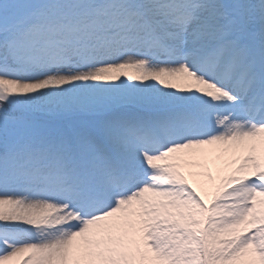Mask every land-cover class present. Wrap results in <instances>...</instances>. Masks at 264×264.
<instances>
[{"label": "snow or ice", "instance_id": "6c2138e0", "mask_svg": "<svg viewBox=\"0 0 264 264\" xmlns=\"http://www.w3.org/2000/svg\"><path fill=\"white\" fill-rule=\"evenodd\" d=\"M0 264H264V0H0Z\"/></svg>", "mask_w": 264, "mask_h": 264}, {"label": "rangeland", "instance_id": "374dc122", "mask_svg": "<svg viewBox=\"0 0 264 264\" xmlns=\"http://www.w3.org/2000/svg\"><path fill=\"white\" fill-rule=\"evenodd\" d=\"M190 180H191V177H190Z\"/></svg>", "mask_w": 264, "mask_h": 264}]
</instances>
